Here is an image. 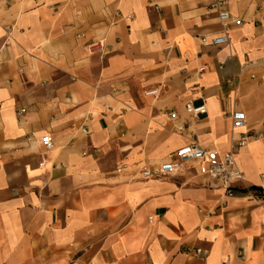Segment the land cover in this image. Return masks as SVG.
I'll use <instances>...</instances> for the list:
<instances>
[{
  "label": "crops",
  "instance_id": "0c3cea01",
  "mask_svg": "<svg viewBox=\"0 0 264 264\" xmlns=\"http://www.w3.org/2000/svg\"><path fill=\"white\" fill-rule=\"evenodd\" d=\"M235 110L232 195L142 175ZM0 264H264V0H0Z\"/></svg>",
  "mask_w": 264,
  "mask_h": 264
},
{
  "label": "built area",
  "instance_id": "2783aa9c",
  "mask_svg": "<svg viewBox=\"0 0 264 264\" xmlns=\"http://www.w3.org/2000/svg\"><path fill=\"white\" fill-rule=\"evenodd\" d=\"M229 13L226 10H218V19L226 24ZM235 23H241L239 19H232ZM227 35L222 33L214 36L210 43L220 45L227 42ZM99 51L103 50L102 41L92 43ZM143 92L146 95H155L158 89L153 87H144ZM185 109L192 114L204 111V106L193 107L191 103H186ZM171 119L176 118V113H169ZM231 135L230 146L227 150H221L217 146L201 145L197 142H191L182 145L170 152L153 169H144V177L164 178H186L190 173L194 176L205 177L209 180H215L221 184L227 195L234 193V185L242 178V173L237 166L235 155L238 150L251 137L248 133L242 131L245 126L246 116L243 111L235 110L231 113ZM41 143L46 150L52 147L51 137L44 135ZM151 220V217H149ZM196 255H203L199 248L194 250Z\"/></svg>",
  "mask_w": 264,
  "mask_h": 264
},
{
  "label": "trees",
  "instance_id": "16d2710c",
  "mask_svg": "<svg viewBox=\"0 0 264 264\" xmlns=\"http://www.w3.org/2000/svg\"><path fill=\"white\" fill-rule=\"evenodd\" d=\"M251 189L256 190V189H258V187L252 186Z\"/></svg>",
  "mask_w": 264,
  "mask_h": 264
}]
</instances>
